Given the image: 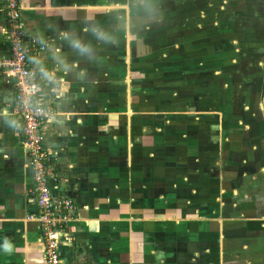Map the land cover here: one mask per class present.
Segmentation results:
<instances>
[{
    "label": "crops",
    "instance_id": "obj_1",
    "mask_svg": "<svg viewBox=\"0 0 264 264\" xmlns=\"http://www.w3.org/2000/svg\"><path fill=\"white\" fill-rule=\"evenodd\" d=\"M114 6L22 0L25 34L46 44L30 64L57 92L42 147L56 159L55 195L75 207L59 238L61 264H264V169L224 161L241 148L226 128V141L212 143L203 127L211 114L156 108L148 86L159 80L147 65L133 69L130 48L117 46L129 39ZM3 27L0 0V58ZM140 50L138 61L148 59ZM12 96L0 76V264H43Z\"/></svg>",
    "mask_w": 264,
    "mask_h": 264
},
{
    "label": "rangeland",
    "instance_id": "obj_2",
    "mask_svg": "<svg viewBox=\"0 0 264 264\" xmlns=\"http://www.w3.org/2000/svg\"><path fill=\"white\" fill-rule=\"evenodd\" d=\"M114 2L117 31L126 27L129 39L117 46L130 48L133 69L147 65L159 80L148 86L156 108L211 114L203 127H211L212 143L225 140L226 128L227 141L241 148L224 161L264 169V0ZM141 45L150 56L138 61Z\"/></svg>",
    "mask_w": 264,
    "mask_h": 264
},
{
    "label": "built area",
    "instance_id": "obj_3",
    "mask_svg": "<svg viewBox=\"0 0 264 264\" xmlns=\"http://www.w3.org/2000/svg\"><path fill=\"white\" fill-rule=\"evenodd\" d=\"M1 1L7 51L0 58V76L11 81L10 111L19 121L24 166L32 183L27 194L36 216L28 219H33L39 231L43 264H61L59 238L74 219L75 207L70 199L55 195L59 182L54 168L56 159L42 147L43 131L53 115L57 92L44 83L41 71L30 64L34 55L45 51L46 44L25 34L20 18L22 0Z\"/></svg>",
    "mask_w": 264,
    "mask_h": 264
},
{
    "label": "clouds",
    "instance_id": "obj_4",
    "mask_svg": "<svg viewBox=\"0 0 264 264\" xmlns=\"http://www.w3.org/2000/svg\"><path fill=\"white\" fill-rule=\"evenodd\" d=\"M96 34H97L98 39H101V40L106 39V37L100 31H97ZM72 47L79 50L81 53L89 52V48L86 45H84L82 42H80L79 40H74L72 42Z\"/></svg>",
    "mask_w": 264,
    "mask_h": 264
},
{
    "label": "trees",
    "instance_id": "obj_5",
    "mask_svg": "<svg viewBox=\"0 0 264 264\" xmlns=\"http://www.w3.org/2000/svg\"><path fill=\"white\" fill-rule=\"evenodd\" d=\"M135 25L136 24H139V23H141V24H143V21H139V22H133ZM140 25V24H139ZM141 43V42H140ZM144 48V51L146 52V54H149V49L147 48V47H143ZM143 51V52H144ZM146 54H144V55H146ZM205 65H206V63H205ZM207 66V65H206ZM233 133H230V135H232ZM237 136V135H236ZM228 142H230V143H232V141H231V139H228ZM232 145V144H231Z\"/></svg>",
    "mask_w": 264,
    "mask_h": 264
}]
</instances>
